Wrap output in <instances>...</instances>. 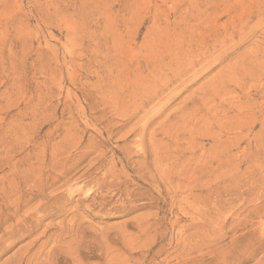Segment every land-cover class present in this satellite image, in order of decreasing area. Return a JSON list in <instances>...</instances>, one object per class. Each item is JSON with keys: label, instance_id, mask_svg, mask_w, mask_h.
<instances>
[{"label": "rangeland", "instance_id": "1", "mask_svg": "<svg viewBox=\"0 0 264 264\" xmlns=\"http://www.w3.org/2000/svg\"><path fill=\"white\" fill-rule=\"evenodd\" d=\"M0 203V264H264V0H0Z\"/></svg>", "mask_w": 264, "mask_h": 264}, {"label": "bare ground", "instance_id": "2", "mask_svg": "<svg viewBox=\"0 0 264 264\" xmlns=\"http://www.w3.org/2000/svg\"><path fill=\"white\" fill-rule=\"evenodd\" d=\"M169 65H172L171 63L169 64ZM187 67V66H186ZM187 69V68H186ZM107 163V162H106ZM120 163V162H119ZM170 163V162H169ZM175 163V165L177 164L176 162H174ZM173 163V164H174ZM111 164V163H110ZM116 164V163H115ZM114 164V165H115ZM127 166V165H126ZM114 167V166H113ZM109 168V167H108ZM107 168V169H108ZM117 168V167H116ZM139 168H141V167H139ZM147 168V167H146ZM170 168V167H169ZM133 169V168H132ZM111 170V169H110ZM110 170H108V171H110ZM144 170H146V169H144ZM143 170V171H144ZM133 171V170H132ZM112 171H110V173H111ZM114 172H116V171H114ZM141 172V171H140ZM174 172H175V169H174ZM105 173V172H104ZM104 173H103V176H104ZM106 173H107V171H106ZM167 173V172H166ZM97 174V173H96ZM112 174V173H111ZM149 174V173H148ZM174 174V173H173ZM109 175V174H108ZM145 175V174H144ZM146 176V175H145ZM175 176V175H174ZM139 177H141L142 178V176H139ZM149 177V176H148ZM177 177V176H176ZM118 178V177H117ZM117 178H115V179H117ZM153 178V177H152ZM180 178V177H179ZM48 180V179H47ZM98 180V179H97ZM109 180V179H108ZM119 180V179H118ZM142 180V179H141ZM172 180H173V178H172ZM41 181V180H40ZM39 181V182H40ZM120 181V180H119ZM146 181V180H145ZM178 181H180V180H178ZM92 182V181H91ZM55 183V182H54ZM107 183H109V182H107ZM111 183V182H110ZM117 183V182H116ZM171 183H172V181H171ZM53 184V183H52ZM55 185V184H54ZM173 185V184H172ZM179 185V184H178ZM50 186H52V185H50ZM164 186V185H163ZM36 187V186H35ZM119 187V186H118ZM125 187H127V185L125 186ZM169 187V186H168ZM38 188V187H37ZM128 188V187H127ZM117 189V188H116ZM76 190V189H75ZM119 190V189H118ZM121 190V189H120ZM155 190V189H154ZM178 190H179V188H178ZM37 191V190H36ZM39 191V190H38ZM41 191V190H40ZM181 192V191H180ZM116 193V192H115ZM38 194V193H37ZM169 194V193H168ZM39 195V194H38ZM73 195V194H72ZM90 195H91V193H90ZM89 195V196H90ZM23 196V195H22ZM143 196V195H142ZM187 197V196H186ZM22 198L21 199H19V200H17V201H15L14 202V205L13 204H9L10 205V208H14V209H11V210H13V212H12V215H16V214H18L19 212H21V210L24 208V205L22 204ZM172 200V199H171ZM84 201V200H83ZM189 201V200H188ZM187 201V202H188ZM24 203V202H23ZM94 204V203H93ZM177 205V204H176ZM0 206H1V203H0ZM37 206V205H36ZM39 208V207H38ZM33 212V211H32ZM159 226V225H158ZM204 254V253H203Z\"/></svg>", "mask_w": 264, "mask_h": 264}]
</instances>
